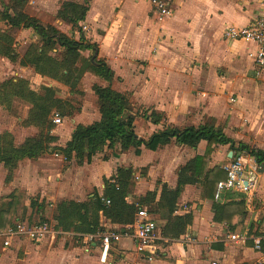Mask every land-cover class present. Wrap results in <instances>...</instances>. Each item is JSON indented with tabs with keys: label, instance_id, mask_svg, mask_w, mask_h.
I'll use <instances>...</instances> for the list:
<instances>
[{
	"label": "crops",
	"instance_id": "crops-1",
	"mask_svg": "<svg viewBox=\"0 0 264 264\" xmlns=\"http://www.w3.org/2000/svg\"><path fill=\"white\" fill-rule=\"evenodd\" d=\"M10 1L0 0L1 12ZM26 1L25 12L42 25L54 26L75 41L83 38L96 46L93 55L84 47L80 53L89 52L85 58L103 61L114 73L110 87L130 96L133 112L137 114L133 123L137 139L147 140L165 126L184 129L213 119L215 127H220L235 146L241 143L264 152V69H259L254 62L255 44L223 38L227 27L254 22L264 11V0H166L172 15L162 22L153 18L149 0ZM64 2L87 7L85 18L77 28L57 18ZM1 33L13 38L18 59L11 62L0 55V85L32 71L19 62L28 45L37 40L31 29H10L5 21H0ZM81 80L85 100L79 112L69 118L71 126L63 143H59L62 133L53 134L54 127L51 128L57 137L53 146L63 148L77 125H89L100 118L92 87L106 86V82L91 73H85ZM153 111L164 115L161 123H151L149 116ZM25 130L28 135L17 145L35 135L33 127ZM206 147V141L189 147L178 145L174 140L155 151L135 143L126 151H120L118 146L105 147L90 163L78 165L72 159L62 169L50 166L51 160L44 156L47 152L36 160L20 161L7 184L4 183L6 170L0 163V198L4 194L7 197L22 193L33 206L36 203L32 197L40 193L41 199L53 203L51 208L54 207V212L48 213L50 218L31 220V214L15 217L13 225L46 221L50 233L37 242L15 235L8 247H3L0 237L3 252L0 259L7 256L4 252L14 249L23 256L21 264H235L237 259L240 264H253L257 260L264 263V172H259L264 168L242 152L239 154L247 158V173L253 174L257 181L253 193L246 196L234 190L223 191L215 201L203 197L200 185H186L177 201L178 210L168 219L151 213L150 205L142 207L154 220L156 216L159 224L155 220L156 239L148 251H137L136 215L132 225L123 227L98 213L102 234L112 231L120 235L118 241L111 240L106 247L101 242L102 234L78 232L76 220L69 225L65 217L64 223L58 226L54 214L60 202L82 203L95 197L104 198L103 180L112 182L118 168L132 169L134 182L132 192L125 198L127 204L138 203L147 192L154 190L158 201L161 188L157 182L175 188L178 169L195 156L204 155ZM211 148L207 169L221 167L238 155L228 145L215 144ZM56 158L60 163L66 161L61 154ZM137 169L146 173L140 175ZM238 202L242 204L237 205ZM213 204L226 205L227 221H213ZM239 208L242 212H238ZM188 213L192 215V223L185 234L178 235L174 231L173 216ZM232 234L261 238L262 250H253L252 240L245 244L229 240Z\"/></svg>",
	"mask_w": 264,
	"mask_h": 264
},
{
	"label": "trees",
	"instance_id": "trees-1",
	"mask_svg": "<svg viewBox=\"0 0 264 264\" xmlns=\"http://www.w3.org/2000/svg\"><path fill=\"white\" fill-rule=\"evenodd\" d=\"M26 4V0H11L8 6L0 11V21H5L10 29H31L37 36V40L28 45L19 64L31 67L36 74L63 84L69 88L71 94L78 92L77 85L85 73L97 76L106 82V86L95 84L92 87L97 97L99 120L89 125H77L71 139L63 148H59L53 146L57 141V137L51 134L53 116L60 115L64 118L72 116L74 111L72 102L57 97L56 90L48 86H42L40 90L35 91L27 87L26 82L20 78L4 81L0 85V106L11 112L14 102H22L28 107L22 125L33 126L38 130L35 136L26 138L20 145L14 143L10 133L0 134V163L6 170L5 183L12 180L20 161L36 160L52 151H58L66 161L74 159L76 164L83 165L90 163L95 154L105 147L113 149L118 146L120 151H126L135 143L137 146L143 145L146 149L155 151L168 145L172 140L178 145L189 147H196L200 141L207 143L204 155L195 156L178 169L175 188L171 189L166 184L157 182V186L161 188L158 201H155L154 190L147 192L138 203L127 204L125 198L133 189L132 169L118 168L111 178L112 182L103 180L104 198L95 197L82 203L60 202L54 214L58 226L64 223L66 217L69 225L73 220L77 221L78 232L102 234L104 230L98 223L99 212H102L112 224L127 227L134 223L137 211L146 205H150V212L158 215L160 219H168L178 210L177 201L186 185H200L203 197L213 199L217 182L226 177L222 166L207 169V157L212 145L215 144L228 145L238 154L247 153L254 158L258 166L264 164V152L253 150L241 143L235 146L233 140L227 138L220 127H215L213 119L203 125L184 129L165 126L162 130L154 132L147 140L137 139L133 127L137 114L133 112L130 96L110 87L114 73L103 61L85 58L80 53V48L84 47L93 55L96 53V46L83 38L75 41L71 35L60 32L54 26L42 25L39 20L25 12ZM86 12L85 5L64 2L58 10L57 18L77 28L78 23L84 20ZM13 44L11 36L0 34V55L11 62L18 59ZM149 119L151 123L159 124L164 120V115L153 111ZM105 200L109 203L106 204ZM240 204L242 202L237 203ZM17 205L18 196L14 194L0 205V234L14 227ZM225 208L224 204L212 205L214 222L227 221L224 215ZM37 209L42 211L43 205L37 204ZM238 212H242V208H239ZM191 223L190 213L173 216L174 231L178 235L185 234Z\"/></svg>",
	"mask_w": 264,
	"mask_h": 264
},
{
	"label": "built area",
	"instance_id": "built-area-1",
	"mask_svg": "<svg viewBox=\"0 0 264 264\" xmlns=\"http://www.w3.org/2000/svg\"><path fill=\"white\" fill-rule=\"evenodd\" d=\"M151 13L155 21L162 22L172 15L166 0H149ZM86 30V27H82ZM223 38L226 40H243L255 44L253 55L254 62L259 69H264V11L255 19L254 22L245 26H231L223 31ZM233 101V100H231ZM53 122L61 123V118L55 115ZM247 158L244 154H238L235 158L222 166L226 172V177L219 180L216 185L214 200L217 201L223 191L234 190L246 196H249L255 190L257 181L255 176L246 171ZM264 168V164L260 166ZM246 183V184H245ZM108 204L109 201L105 200ZM136 247L138 252L150 250L152 243L156 239V223L147 209H139L136 213ZM50 233L48 222L34 223L32 225H23L17 222L14 227L9 228L5 233L1 234L3 247H8L10 238L15 235H23L31 241H40L47 237ZM120 235L115 232H106L101 235V242L106 247L111 240L118 241ZM229 240L239 244H245L248 240H252L253 249L260 252L262 250L261 238L248 236L247 234H232ZM151 260V257L148 258ZM215 264V263H213Z\"/></svg>",
	"mask_w": 264,
	"mask_h": 264
},
{
	"label": "rangeland",
	"instance_id": "rangeland-1",
	"mask_svg": "<svg viewBox=\"0 0 264 264\" xmlns=\"http://www.w3.org/2000/svg\"><path fill=\"white\" fill-rule=\"evenodd\" d=\"M16 50L19 52V54L22 53V51H23L21 48H18V47H16ZM84 54L85 55L82 54L83 57H87L90 53L84 52ZM21 76L18 75L17 77L14 76L12 78L23 79L27 83L26 85L35 91L40 90V88L42 86H48V87L54 88L56 90V96L57 97H60L62 99H67V100H70L72 102V104L74 106L73 115H75L77 112H79L81 105H82L83 101L85 100L86 96H85V92L83 91L85 86L83 88V84H84L83 80H80L79 84L77 85V91L78 92L71 94V93H69L68 87L64 86L61 83L53 81L49 78L43 77L39 74H36L33 71V69H32V71H30V73H25ZM87 85H89V83ZM86 100L88 101L89 105L91 103L93 106V102H90V100L87 98H86ZM13 106L14 107H13V110L11 112L4 110L0 106V134L3 132L10 133L14 138V143L17 145V143L19 141H21L26 135H28V132L25 129L29 128V127H33V126L27 127V126L22 125L23 120L27 116L28 107L25 104H23L22 102H14ZM90 108H92V107H90ZM72 116H70V117H72ZM54 117H55V115L53 116V119H54ZM59 117L61 118V123L55 124L52 121L53 126H51V128L54 127L53 131H52L53 134H56L57 132L62 133L60 136L61 141L59 142L61 144L67 138V133L70 130L69 126H71V124L68 122L70 117L64 118L60 115H59ZM33 130H34L35 135H36L38 133V130L35 127H33ZM104 154H107V156H108V152H104ZM58 155H60V153L58 151H52V152H48L44 156L48 157L51 160L50 166L54 167L55 169H62V168H65V166H69L67 161H64V163H60L59 159L56 158ZM137 173L141 175V174H145L146 171L145 170L143 171L141 169H137ZM17 194L19 196H18V205L16 207V211H15V215H14L15 217H28V215L31 214V220H38V217L50 218L49 217L50 215L48 213L50 211L52 213L54 212V207L51 208L53 203L47 202V200H45V199L42 200L40 197V193L38 195H34L32 197V200H35L34 203H36V205L37 204L43 205L42 211L37 210L36 205L32 206V203H30V200H29V203H30V205H29L27 200H26L25 195H23L22 193H17ZM9 196L6 197V195L4 194L0 198V205L3 204L4 202H6L9 198ZM49 203H51V204L49 205ZM28 206H30V207H28ZM32 217H34V218H32ZM154 218L157 221V217L154 216ZM157 224H158V221H157ZM0 241H1V238H0ZM0 253L2 254L3 252L0 251ZM4 254H7V256L4 258V260L0 259V264H21L23 256L19 255V253L16 250L13 249L10 252L8 250V252H4ZM238 262H239V259L236 260L235 264H240ZM253 264H264V263L259 262V260H257Z\"/></svg>",
	"mask_w": 264,
	"mask_h": 264
},
{
	"label": "water",
	"instance_id": "water-1",
	"mask_svg": "<svg viewBox=\"0 0 264 264\" xmlns=\"http://www.w3.org/2000/svg\"><path fill=\"white\" fill-rule=\"evenodd\" d=\"M231 155H232V152L229 153V157H231ZM260 171H263V172H264V170H260V169H259V172H260ZM245 184H246V183H245Z\"/></svg>",
	"mask_w": 264,
	"mask_h": 264
}]
</instances>
